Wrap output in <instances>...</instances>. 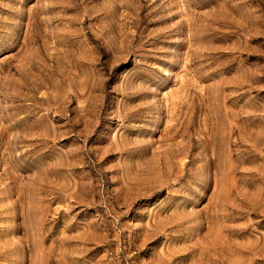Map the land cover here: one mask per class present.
Instances as JSON below:
<instances>
[{"label": "rangeland", "instance_id": "1", "mask_svg": "<svg viewBox=\"0 0 264 264\" xmlns=\"http://www.w3.org/2000/svg\"><path fill=\"white\" fill-rule=\"evenodd\" d=\"M0 264H264V0H0Z\"/></svg>", "mask_w": 264, "mask_h": 264}]
</instances>
